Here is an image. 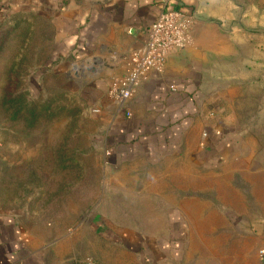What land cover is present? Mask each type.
Returning a JSON list of instances; mask_svg holds the SVG:
<instances>
[{
    "label": "rangeland",
    "instance_id": "rangeland-1",
    "mask_svg": "<svg viewBox=\"0 0 264 264\" xmlns=\"http://www.w3.org/2000/svg\"><path fill=\"white\" fill-rule=\"evenodd\" d=\"M215 10L230 51L201 119L219 158L184 149L162 163L115 166L84 82L40 72L52 59V27L37 14L0 20V161L12 162L0 169V213L37 216L65 264L261 262L264 0H218ZM21 108L25 120L13 116Z\"/></svg>",
    "mask_w": 264,
    "mask_h": 264
},
{
    "label": "crops",
    "instance_id": "crops-1",
    "mask_svg": "<svg viewBox=\"0 0 264 264\" xmlns=\"http://www.w3.org/2000/svg\"><path fill=\"white\" fill-rule=\"evenodd\" d=\"M217 1L0 0V8L6 14L7 9L18 11H11L5 19L17 13L37 14L52 27V59L40 72L52 71L84 82L88 114L105 121V158L115 166L137 159L162 158V163L184 149L199 152L209 148L213 158H219L205 138L209 132L201 119L208 106L212 107L207 97L218 88L216 74L221 72L222 63L228 62L230 51L227 36L211 18L216 15ZM164 7L196 14L190 43L169 53L163 68L152 70L122 107L109 96L112 80L129 71L130 53L147 42ZM80 67L82 73L77 76ZM210 85L211 91L207 90ZM207 101L209 105H205ZM213 133L220 136L221 130L213 129ZM1 168L12 169V162L0 161ZM53 238L35 215L0 213V264H65L61 243ZM261 255L263 262L251 257L248 262L235 259L230 264H264ZM165 260L145 258L141 264H162Z\"/></svg>",
    "mask_w": 264,
    "mask_h": 264
},
{
    "label": "built area",
    "instance_id": "built-area-1",
    "mask_svg": "<svg viewBox=\"0 0 264 264\" xmlns=\"http://www.w3.org/2000/svg\"><path fill=\"white\" fill-rule=\"evenodd\" d=\"M195 23V13L164 7L151 26L147 42L130 53L129 71L113 78L109 96L125 107L149 73L163 68L169 53L181 50L190 43ZM97 111L93 109V112ZM127 115L130 116L131 112L127 111Z\"/></svg>",
    "mask_w": 264,
    "mask_h": 264
},
{
    "label": "trees",
    "instance_id": "trees-1",
    "mask_svg": "<svg viewBox=\"0 0 264 264\" xmlns=\"http://www.w3.org/2000/svg\"><path fill=\"white\" fill-rule=\"evenodd\" d=\"M12 11V10H11ZM11 11L10 12H7V14H10L11 13ZM3 13H5V15L3 16V18L4 17H6L7 16V14H6V11L4 10V12ZM5 19V18H4ZM3 21V20H2ZM11 72L13 73L14 71H12L11 70ZM5 103V102H4ZM6 104H7V101H6ZM25 109H26V107H25ZM25 109H23V108H21V109H16V111L15 112H13V116L14 117H23L24 115H22V116H20L22 113H25ZM31 114H32V112H31ZM26 118H28V116L27 117H23V119L25 120ZM70 165V164H69Z\"/></svg>",
    "mask_w": 264,
    "mask_h": 264
}]
</instances>
